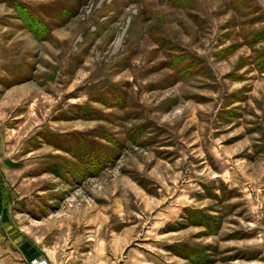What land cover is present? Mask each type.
Instances as JSON below:
<instances>
[{
	"label": "rangeland",
	"instance_id": "rangeland-1",
	"mask_svg": "<svg viewBox=\"0 0 264 264\" xmlns=\"http://www.w3.org/2000/svg\"><path fill=\"white\" fill-rule=\"evenodd\" d=\"M259 36L264 0H0V202L91 264H264Z\"/></svg>",
	"mask_w": 264,
	"mask_h": 264
},
{
	"label": "crops",
	"instance_id": "crops-1",
	"mask_svg": "<svg viewBox=\"0 0 264 264\" xmlns=\"http://www.w3.org/2000/svg\"><path fill=\"white\" fill-rule=\"evenodd\" d=\"M38 199L43 200L41 202L38 200L29 202L26 204V206H15L11 203L9 205L2 204L0 207V212L2 215L3 211H7V214L9 210H15L17 212L15 217L9 218L8 216V220L3 219L1 221V225L3 227L8 226L10 229L8 235L10 236V241L13 243V246H15L13 251L17 253V256L23 259L26 264H30L34 260H40L44 258L47 259L50 264H91L90 259L80 261L77 260L78 248L83 241V227L81 225L71 226L69 223L63 224L62 227H64L68 237H71L70 241L72 242V245L69 247V251L67 252L66 256L60 254V237L53 239L52 231L46 230V227L51 220V215L45 216L44 212L46 208L49 207V204L45 201L44 196H42V199ZM24 217H26L25 219L27 221L26 226L22 222ZM36 217H41V219L37 220L35 219ZM35 228H41L43 230L42 233H35ZM88 232H90V230ZM93 238L94 237L92 235H88L87 241H90ZM51 242H54V244H51ZM89 254L100 255V257H97V259L101 261V264L113 263L112 259L109 260L108 256L103 252H99V254L96 252H89ZM137 259L139 264H144L145 257L141 253H138Z\"/></svg>",
	"mask_w": 264,
	"mask_h": 264
},
{
	"label": "trees",
	"instance_id": "trees-1",
	"mask_svg": "<svg viewBox=\"0 0 264 264\" xmlns=\"http://www.w3.org/2000/svg\"><path fill=\"white\" fill-rule=\"evenodd\" d=\"M35 19V18H34ZM30 21L32 22V23H38L39 25H41L42 24V22H39V21H37V20H33V19H30ZM31 24V23H30ZM42 27H44V29H47V26L43 23L42 25H41ZM33 27H31L30 26V29H32ZM32 31L35 33V34H38L39 35V33H38V31L37 30H34V29H32ZM264 39V36H259V38H257V41H260V40H263ZM263 70H264V68H262ZM91 159V158H90ZM89 159V157H88V159L86 158L85 159V161H84V167H82L81 168V170H85V171H87V172H89V173H91V172H96V171H98L103 165H101V162L99 161V159L98 158H95V159H91L90 160ZM10 165V164H9ZM13 166H16V164H13ZM2 206V203L0 202V207ZM2 217H3V219H5V220H8L9 218H8V214H7V211H3V215H2Z\"/></svg>",
	"mask_w": 264,
	"mask_h": 264
},
{
	"label": "built area",
	"instance_id": "built-area-1",
	"mask_svg": "<svg viewBox=\"0 0 264 264\" xmlns=\"http://www.w3.org/2000/svg\"><path fill=\"white\" fill-rule=\"evenodd\" d=\"M30 264H50V262L47 259H40V260H34Z\"/></svg>",
	"mask_w": 264,
	"mask_h": 264
}]
</instances>
